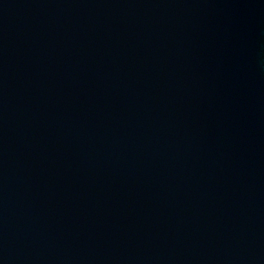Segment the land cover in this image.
I'll return each mask as SVG.
<instances>
[{"label": "water", "instance_id": "water-1", "mask_svg": "<svg viewBox=\"0 0 264 264\" xmlns=\"http://www.w3.org/2000/svg\"><path fill=\"white\" fill-rule=\"evenodd\" d=\"M0 264H264V0H0Z\"/></svg>", "mask_w": 264, "mask_h": 264}]
</instances>
